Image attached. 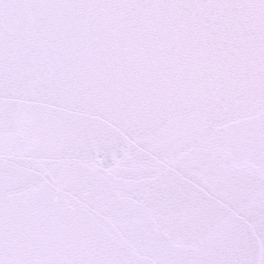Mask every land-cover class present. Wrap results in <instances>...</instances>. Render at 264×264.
<instances>
[{
  "label": "snow or ice",
  "instance_id": "6c2138e0",
  "mask_svg": "<svg viewBox=\"0 0 264 264\" xmlns=\"http://www.w3.org/2000/svg\"><path fill=\"white\" fill-rule=\"evenodd\" d=\"M0 264H264V0H0Z\"/></svg>",
  "mask_w": 264,
  "mask_h": 264
}]
</instances>
